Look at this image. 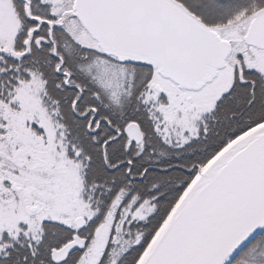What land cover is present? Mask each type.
Returning <instances> with one entry per match:
<instances>
[{
    "label": "snow or ice",
    "instance_id": "1",
    "mask_svg": "<svg viewBox=\"0 0 264 264\" xmlns=\"http://www.w3.org/2000/svg\"><path fill=\"white\" fill-rule=\"evenodd\" d=\"M0 264H264V0H0Z\"/></svg>",
    "mask_w": 264,
    "mask_h": 264
}]
</instances>
